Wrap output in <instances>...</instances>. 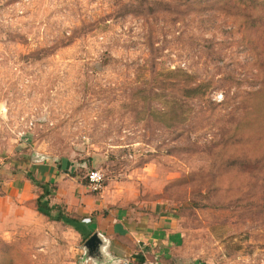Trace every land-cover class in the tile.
<instances>
[{
  "label": "rangeland",
  "instance_id": "rangeland-1",
  "mask_svg": "<svg viewBox=\"0 0 264 264\" xmlns=\"http://www.w3.org/2000/svg\"><path fill=\"white\" fill-rule=\"evenodd\" d=\"M260 126L264 0H0V158L24 138L99 171L153 237L91 259L72 215L27 204L0 264H264Z\"/></svg>",
  "mask_w": 264,
  "mask_h": 264
},
{
  "label": "crops",
  "instance_id": "crops-1",
  "mask_svg": "<svg viewBox=\"0 0 264 264\" xmlns=\"http://www.w3.org/2000/svg\"><path fill=\"white\" fill-rule=\"evenodd\" d=\"M28 148L26 139H17L0 158V224L27 204L37 207L38 199L48 193L43 202L50 213L79 218L85 232L102 236L107 255L113 253L125 263L136 245L140 250L152 246L148 239L153 238L152 230L144 219L136 222L124 210L110 208L107 199L92 194L81 177L74 175L70 163L50 162L37 152L29 153Z\"/></svg>",
  "mask_w": 264,
  "mask_h": 264
},
{
  "label": "water",
  "instance_id": "water-1",
  "mask_svg": "<svg viewBox=\"0 0 264 264\" xmlns=\"http://www.w3.org/2000/svg\"><path fill=\"white\" fill-rule=\"evenodd\" d=\"M106 242L99 233H94L85 243L87 257L97 259H108L109 256L105 253Z\"/></svg>",
  "mask_w": 264,
  "mask_h": 264
},
{
  "label": "trees",
  "instance_id": "trees-1",
  "mask_svg": "<svg viewBox=\"0 0 264 264\" xmlns=\"http://www.w3.org/2000/svg\"><path fill=\"white\" fill-rule=\"evenodd\" d=\"M237 1H239L241 4H244V5H246V4H248V3H251V4H254L255 2H256V0H237ZM232 2V1H231ZM231 2H229L228 4H231ZM198 92V89H193V90H191V91H189L188 93H187V96H192V95H194V94H196ZM261 128H260V133L261 134H263L264 135V126H260ZM85 183H86V180H85ZM87 184V183H86ZM47 195H49L48 193L46 194V196ZM45 195H43V196H41L39 199H38V201H37V207H38V210L40 211V212H43L44 214H46V215H48L49 213H50V211H51V209H49L48 208V204L44 201L43 202V200H44V198L46 197ZM62 215L63 214H58V217H57V219H55V220H59V221H61V219H63L62 218ZM74 225H76V226H79V222L78 221H71ZM85 235H91V233H87V234H85Z\"/></svg>",
  "mask_w": 264,
  "mask_h": 264
},
{
  "label": "built area",
  "instance_id": "built-area-1",
  "mask_svg": "<svg viewBox=\"0 0 264 264\" xmlns=\"http://www.w3.org/2000/svg\"><path fill=\"white\" fill-rule=\"evenodd\" d=\"M86 186L88 187V189L94 193H100L103 189V183H104V177L103 175L97 171V170H93L90 171L87 175H86Z\"/></svg>",
  "mask_w": 264,
  "mask_h": 264
}]
</instances>
